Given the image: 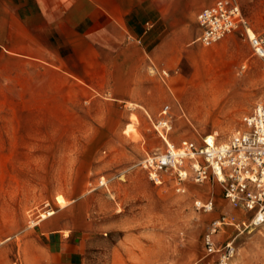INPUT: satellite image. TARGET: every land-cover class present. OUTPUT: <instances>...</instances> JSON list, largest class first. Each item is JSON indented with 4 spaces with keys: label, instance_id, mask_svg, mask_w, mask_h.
<instances>
[{
    "label": "rangeland",
    "instance_id": "1",
    "mask_svg": "<svg viewBox=\"0 0 264 264\" xmlns=\"http://www.w3.org/2000/svg\"><path fill=\"white\" fill-rule=\"evenodd\" d=\"M239 2L263 35L264 0ZM187 48L180 67L166 69L168 78L155 74L166 97L157 109L107 102L100 108L106 119H91L90 108L9 107L0 92V264H47L36 226L47 211H56L51 218L59 224L73 223V239L88 240L79 264H213L207 231L222 216L239 222L243 214L217 183L189 182L178 193L170 181L155 185L141 161L166 148L153 123L167 105L174 143L202 144L212 134L226 142L244 130V118L264 101V59L239 33ZM196 201H212L214 209L198 210ZM217 238L234 241V264H264V227L227 225Z\"/></svg>",
    "mask_w": 264,
    "mask_h": 264
},
{
    "label": "crops",
    "instance_id": "2",
    "mask_svg": "<svg viewBox=\"0 0 264 264\" xmlns=\"http://www.w3.org/2000/svg\"><path fill=\"white\" fill-rule=\"evenodd\" d=\"M216 1L0 0V92L9 107L90 108L91 119H106L107 102L157 109L155 74L180 67ZM49 217L36 224L47 264H79L88 240Z\"/></svg>",
    "mask_w": 264,
    "mask_h": 264
},
{
    "label": "built area",
    "instance_id": "3",
    "mask_svg": "<svg viewBox=\"0 0 264 264\" xmlns=\"http://www.w3.org/2000/svg\"><path fill=\"white\" fill-rule=\"evenodd\" d=\"M197 21L201 30L197 41L202 45L212 46L230 34L239 33L253 55L264 59V34L254 32L239 0H217L198 14ZM161 77L168 78L169 72L162 71ZM157 119L153 126L166 148L148 154L141 167L155 185L170 181L178 193H185L189 182L213 181L220 185L222 197L243 218L237 222L234 216H222L213 222L204 237V248L213 264H234L238 254L234 241L217 240L223 226L234 225L240 231L264 227V101L244 118L245 129L226 142L214 139L211 144L207 136L202 144L184 139L170 145L167 140L173 130L171 107L165 106ZM195 205L204 212L214 209L212 201H196Z\"/></svg>",
    "mask_w": 264,
    "mask_h": 264
},
{
    "label": "bare ground",
    "instance_id": "4",
    "mask_svg": "<svg viewBox=\"0 0 264 264\" xmlns=\"http://www.w3.org/2000/svg\"><path fill=\"white\" fill-rule=\"evenodd\" d=\"M138 120V119H137ZM139 121V120H138ZM130 129V128H129ZM126 133V132H125ZM139 136V135H138ZM210 137H209V139H208V141H209V143H213V141H214V139H216L217 138V136L216 135H209ZM168 141V143L170 144V145H172V142L170 141V140H167ZM218 184V183H217ZM219 185V184H218ZM51 214H53V211H47V213L46 214H42V216H41V219L39 220V221H41L43 218H45V217H49V216H51ZM52 217V216H51ZM51 217H49V218H51ZM49 218H47V219H49ZM46 219V220H47Z\"/></svg>",
    "mask_w": 264,
    "mask_h": 264
}]
</instances>
